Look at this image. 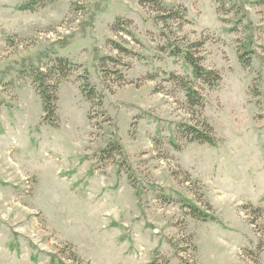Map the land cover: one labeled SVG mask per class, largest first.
Returning <instances> with one entry per match:
<instances>
[{"label": "rangeland", "instance_id": "rangeland-1", "mask_svg": "<svg viewBox=\"0 0 264 264\" xmlns=\"http://www.w3.org/2000/svg\"><path fill=\"white\" fill-rule=\"evenodd\" d=\"M24 1L0 0V264H50V254L68 264H264V0L247 4V65L229 3L160 0L157 11L140 0H55L31 12ZM171 10L184 17L158 18ZM117 18L129 20L119 32ZM168 35L182 47L202 41L201 65L221 76L213 89L198 82L202 105L182 90L192 68L170 54ZM98 55L118 59L105 81ZM57 56L80 67L58 86L54 127L21 69ZM83 70L101 105L82 95ZM203 121L216 146L178 131ZM111 139L137 188L118 155L99 157ZM180 195L216 219L192 217Z\"/></svg>", "mask_w": 264, "mask_h": 264}, {"label": "trees", "instance_id": "trees-1", "mask_svg": "<svg viewBox=\"0 0 264 264\" xmlns=\"http://www.w3.org/2000/svg\"><path fill=\"white\" fill-rule=\"evenodd\" d=\"M55 0H26L19 6V9L22 11H36L39 8L44 7L47 3H51ZM221 6H225L229 3V9L234 10L236 16L235 25L245 28L246 34L244 37V42L238 47V55L240 62L243 65H247L249 60L254 55L256 50H254L251 45L254 43V27L252 21L248 15L247 4L250 3V0H217ZM141 5H149L156 7L157 11H162L160 6V0H140ZM184 17V10H171L167 14L158 15L160 20L167 19H182ZM129 23V20L125 18H117L116 22L112 24V28L115 32L122 31L121 26ZM237 26H233L230 30H236ZM129 34V33H128ZM136 40V39H135ZM168 46L170 48V54L173 56H181L186 64H188L191 69V78L184 79L181 81L182 90L185 91L186 97L189 103L193 106L202 105L204 100L202 94L199 92L197 87L198 82L207 85L209 88H215L221 76L216 70L206 68L201 65V58L197 56L198 49L203 45L202 41H196L190 43L186 47H182L178 44L177 40H173L171 36H167ZM66 43V42H65ZM64 42L62 43L65 44ZM110 45L112 48L117 50L120 54L131 55L136 58L142 57L140 53L135 52L134 50L127 48L123 44L110 40ZM97 59L102 65L103 75L102 78L105 81L109 74L114 73L110 71L108 73L107 64L108 62L117 63L118 59L113 56L98 55ZM80 66L73 63L69 58L63 56H57L52 62V65L46 69H42L39 65L28 64L27 66L22 67L23 73L31 78V81L34 85V88L41 100V107L43 110V121L47 124L56 127L58 124V115H57V102H58V86L60 82L66 79L73 71L77 70ZM82 80L80 83V91L84 98L92 103V105H101L103 94L96 90L94 84L89 81L88 72L83 70V73L79 76ZM178 131L181 133L182 137L187 139L189 142H198L205 143L211 146H216L218 144V138L214 134V129L210 124L203 121L201 125L198 124H177ZM170 141L173 145L175 144L174 138L171 135ZM100 158H112L116 155L119 156L118 165L123 166L128 177L130 178L132 184L137 188V181L134 179L132 173V167L128 162L127 155L125 154L122 145L116 139H111L104 148L100 151ZM138 193V192H137ZM181 207L189 209V213L192 217L207 221L215 220L216 218L207 212H204L198 208L194 203L190 202L185 197L180 195ZM262 208L257 207V211H261ZM172 246H175L172 244ZM50 264H54L55 261L57 264H68L62 259H60L55 254H50ZM80 260V259H79ZM79 262V261H78ZM79 264V263H77ZM151 264H155L154 261Z\"/></svg>", "mask_w": 264, "mask_h": 264}]
</instances>
